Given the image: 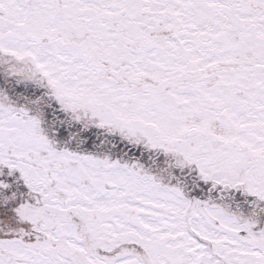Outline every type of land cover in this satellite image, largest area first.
Here are the masks:
<instances>
[{"label":"snow or ice","instance_id":"1","mask_svg":"<svg viewBox=\"0 0 264 264\" xmlns=\"http://www.w3.org/2000/svg\"><path fill=\"white\" fill-rule=\"evenodd\" d=\"M0 264H264V0H0Z\"/></svg>","mask_w":264,"mask_h":264}]
</instances>
